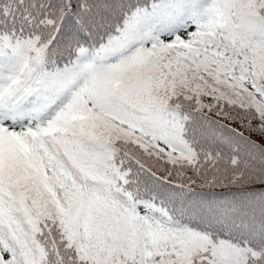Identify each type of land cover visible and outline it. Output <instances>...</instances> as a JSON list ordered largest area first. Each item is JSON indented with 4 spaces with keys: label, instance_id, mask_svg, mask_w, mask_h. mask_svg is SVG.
I'll use <instances>...</instances> for the list:
<instances>
[{
    "label": "trees",
    "instance_id": "1",
    "mask_svg": "<svg viewBox=\"0 0 264 264\" xmlns=\"http://www.w3.org/2000/svg\"><path fill=\"white\" fill-rule=\"evenodd\" d=\"M157 1L0 0V90L50 130L3 125L9 264H264V0L116 34Z\"/></svg>",
    "mask_w": 264,
    "mask_h": 264
},
{
    "label": "rangeland",
    "instance_id": "2",
    "mask_svg": "<svg viewBox=\"0 0 264 264\" xmlns=\"http://www.w3.org/2000/svg\"><path fill=\"white\" fill-rule=\"evenodd\" d=\"M130 40H133V38L129 37ZM11 96H5L0 99V116L3 118L9 120L10 122L13 121L15 123L22 122L26 120L30 112H32V108L27 109L26 111L20 110L19 106L16 104L14 105L11 103ZM31 123L35 124L34 118L30 117ZM231 121V120H230ZM260 133V134H259ZM262 133V134H261ZM253 136L258 134V137L261 139H264V129L255 128V130L250 133ZM190 175V174H188ZM187 176V174L184 176V178Z\"/></svg>",
    "mask_w": 264,
    "mask_h": 264
}]
</instances>
